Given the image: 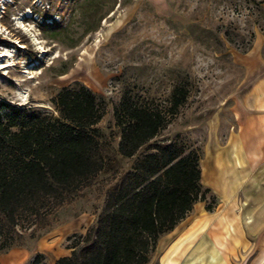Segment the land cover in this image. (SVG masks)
<instances>
[{
  "label": "rangeland",
  "instance_id": "374dc122",
  "mask_svg": "<svg viewBox=\"0 0 264 264\" xmlns=\"http://www.w3.org/2000/svg\"><path fill=\"white\" fill-rule=\"evenodd\" d=\"M76 81L104 106L96 125L117 167L133 163L117 154L114 108L127 93L168 118L137 156L160 142L200 156L199 194L206 198L189 218L254 211L264 220V0H0V101L57 115L58 91ZM179 82L188 95L172 114L169 98ZM116 179L107 171L86 181L0 251V264H14L16 249L29 253L19 264L37 253L47 264L68 255L96 224ZM228 184L230 200L218 189ZM160 246L147 264L157 263ZM239 252L234 264H264V227Z\"/></svg>",
  "mask_w": 264,
  "mask_h": 264
},
{
  "label": "trees",
  "instance_id": "16d2710c",
  "mask_svg": "<svg viewBox=\"0 0 264 264\" xmlns=\"http://www.w3.org/2000/svg\"><path fill=\"white\" fill-rule=\"evenodd\" d=\"M187 95L184 82L174 85L170 113ZM54 105L57 115L0 101V251L73 199L86 181L111 171L117 179L106 191L96 224L54 264H147L160 235L206 198L199 194L200 156L196 150L185 152L178 142L156 143L137 156L168 118L125 93L114 108L120 128L117 154L133 163L120 169L116 155L102 146L96 124L104 106L88 87L77 81L62 87ZM30 264L47 263L37 253Z\"/></svg>",
  "mask_w": 264,
  "mask_h": 264
},
{
  "label": "crops",
  "instance_id": "0c3cea01",
  "mask_svg": "<svg viewBox=\"0 0 264 264\" xmlns=\"http://www.w3.org/2000/svg\"><path fill=\"white\" fill-rule=\"evenodd\" d=\"M218 189L229 200L233 198V188L229 184ZM255 216L254 211L235 217L201 215L193 219L186 215L158 238L161 251L156 264H234L233 256L239 255L245 240L253 238L264 227V220ZM28 256L27 250L16 249L10 254V260L19 264Z\"/></svg>",
  "mask_w": 264,
  "mask_h": 264
}]
</instances>
